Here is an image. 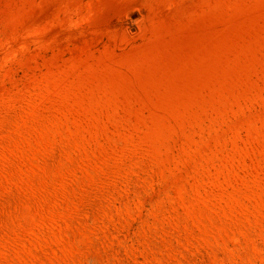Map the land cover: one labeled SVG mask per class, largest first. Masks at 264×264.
Masks as SVG:
<instances>
[{"label": "rangeland", "instance_id": "rangeland-1", "mask_svg": "<svg viewBox=\"0 0 264 264\" xmlns=\"http://www.w3.org/2000/svg\"><path fill=\"white\" fill-rule=\"evenodd\" d=\"M0 264H264V0H0Z\"/></svg>", "mask_w": 264, "mask_h": 264}]
</instances>
